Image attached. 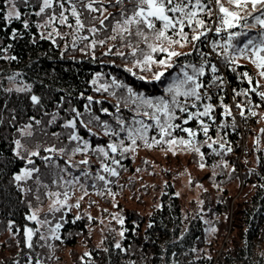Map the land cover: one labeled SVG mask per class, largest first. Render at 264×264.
Returning a JSON list of instances; mask_svg holds the SVG:
<instances>
[{
  "label": "trees",
  "instance_id": "obj_1",
  "mask_svg": "<svg viewBox=\"0 0 264 264\" xmlns=\"http://www.w3.org/2000/svg\"><path fill=\"white\" fill-rule=\"evenodd\" d=\"M37 2L30 0L29 5H22L17 0L23 19L29 21L28 29L21 21L8 24L0 19V264H264V142L259 136L260 129L254 125L256 116L250 114L253 107L262 105L258 93L264 91V77L258 75L260 69L252 63L250 53L246 56L235 53L236 62L228 63L224 56L218 55L220 47L215 51L211 48L212 42L223 44L227 34L214 31L196 42V49L191 43L181 47L165 40L164 47L190 55L173 57L170 61L173 67L165 70L160 80H154V73L164 69L157 63L150 66L137 63L149 55L155 61L166 56L151 52L148 45L161 43L151 30H146L147 42L138 37L112 40L109 37L115 33L111 28L118 17H110L105 26H99L97 20L101 30L92 33L88 30L92 26L90 17H102L100 13L87 11L81 16L86 27L79 33L75 31L74 18L67 12L72 28L58 22L48 27H36L48 18L41 19L33 14L38 10ZM77 7L79 10L78 0ZM104 7V15L119 11V7L109 5L108 0H104ZM225 7L234 10L226 2ZM8 10L6 0H0V14L6 15ZM239 11L243 16L251 11V7ZM203 18L209 27L217 26L212 22L213 18ZM160 27L162 25L157 22V28ZM13 30L19 32L16 38L12 37ZM231 31L248 32V36L234 41L242 47L248 38L257 37L261 29L252 17H247ZM49 32H52L51 38H48ZM185 32L189 37L193 34L187 26ZM167 35L179 39L171 29ZM100 40L105 43L99 44ZM93 41L95 48L91 47ZM133 49H136L135 54ZM228 54H232L231 49ZM13 56L16 59H11ZM204 59L218 68L213 74L205 65L206 75L200 79L205 90L211 86L216 91L206 94L211 96L210 100L205 97L197 102L200 110L204 103L215 102L214 119L203 118L210 125L208 135L211 139L200 131L198 120L184 124L185 113L177 112L178 119L173 123L181 124V129L172 131V136L177 139L189 138L182 131L183 127L196 131L195 146L203 149V158L183 145H173L171 151L166 143L148 148L139 138L135 151L122 152L120 141H124L123 147L131 145V141L121 127H139L134 119L155 124L150 118L153 110L131 96L127 89L131 88L145 98L155 100L164 96L170 100L165 89L178 76L182 78L181 66L194 64L199 67ZM186 70L191 74V68ZM213 76L221 77L223 85L212 84ZM9 77H15V81ZM248 77H251V83ZM225 83L232 90L229 101L225 97ZM25 85L31 86V92L6 91ZM253 87L257 89L255 93L250 91ZM218 93L220 96L216 98ZM31 95L39 96L40 104L34 105ZM224 105L231 109L230 116L225 114ZM237 105L243 107L244 116L240 115L241 108ZM189 110L196 111L190 104ZM145 111L149 116L143 115ZM246 114L255 121L247 124L250 140L241 147L239 123L240 120L244 122ZM121 119L125 121L122 126L118 123ZM69 120H75V128L65 127ZM73 132L81 140L70 141L68 137ZM114 132H119V136L113 135ZM153 137L160 139L156 127L147 132L149 143ZM16 140L23 145L18 150L19 157ZM205 140L217 143L209 148ZM85 142L87 151L74 152L76 147H85ZM108 143L117 144L116 153L107 149ZM221 143L225 144L224 149L219 147ZM97 147H105L109 157L98 155L94 151ZM228 147L232 148L231 152L227 151ZM49 148L56 150L46 151ZM61 148L65 149L63 153L59 151ZM32 152H39V155L32 156ZM45 157L49 159L45 160ZM113 157L120 161L119 165L111 163ZM84 159L89 161L87 165L79 163ZM102 160L115 167L119 175L103 172ZM225 162L227 167H224ZM201 163L204 168L200 167ZM212 163V169L206 168ZM188 165L196 169L190 187L202 185L197 195L198 207L195 209V205L194 211L183 208L182 198L175 191V183L184 176L189 177ZM22 168L38 171L17 182L14 176L21 173ZM83 173L90 175L85 177ZM97 175H104L109 183L105 185L95 179ZM85 190L87 195H84ZM64 192L68 193V199L83 196L80 199L82 207L74 209L70 201L56 203L64 200ZM57 193L59 195H54ZM148 194L155 203L148 211L141 213L128 207L130 199L143 201ZM33 213L37 220L28 219ZM119 218H123V225L118 223ZM102 219L112 227L102 231L98 243L92 226H99ZM57 224L61 225L58 229ZM27 228L34 231L31 248L27 246ZM209 228L216 231L209 232ZM114 229L125 230V236L121 238ZM116 242L127 251L116 249Z\"/></svg>",
  "mask_w": 264,
  "mask_h": 264
},
{
  "label": "snow or ice",
  "instance_id": "obj_2",
  "mask_svg": "<svg viewBox=\"0 0 264 264\" xmlns=\"http://www.w3.org/2000/svg\"><path fill=\"white\" fill-rule=\"evenodd\" d=\"M22 5H29L30 0H19ZM225 2L229 5L233 6L234 10H230L228 7H225ZM6 3L9 5V10L6 15L0 14V19H3L8 24H11L14 20L21 21L23 27L28 29L30 27L29 21L23 19L22 12L17 8V0H6ZM79 10L77 7V0H38L37 9L33 12L36 17H40L41 19L44 16H47V20L44 21L43 24H37L36 27H48L49 25H53L55 23H59V25H64L69 28H72L73 25L69 23V15L74 18L75 22V31L77 33L80 32L81 29L86 27V23L81 19V16L84 11L88 13H100L102 18L97 16H91L90 22L92 26L88 29L92 33H96L101 30L100 27L97 26L96 21L98 20L99 26H105V22L111 18H115V24L111 28V31L115 33L109 37L112 40H116L118 37L121 39L125 38H133L138 37L142 39L144 42H147L148 36L146 35V30H151L157 41L161 43L159 45H148L151 49V52H160L165 53L166 56L158 61L153 60L152 56H146L144 61H137L138 64L145 63L149 66L152 63H157L162 69L161 71H157L152 76L154 80H160L161 77L165 75V70L168 68H172L173 64L170 62L173 57L186 56L190 55V53H182L172 50L170 47H164L163 41L167 40L168 43L180 45L181 47L184 44L191 43L193 48L196 49V42L201 41L202 37H205L208 32H215L217 34L226 33V39L223 44L219 42H212L211 48L213 51L220 47L221 51L218 55L224 56L228 63H235L236 56L235 53H239L240 55H248L251 53L252 63L255 64L257 69H260L258 75L260 77H264V0H108L109 5L119 7V11L117 13H109L108 15H104L106 11L104 7V0H78ZM66 4L69 6L66 8ZM121 5H125L124 7H120ZM215 6V9L213 8ZM251 7L250 12H246V15L240 14V9L246 10L248 7ZM258 13V14H256ZM211 17L212 22L217 25L214 27H209L208 22L203 17ZM247 17H252L256 24L259 25L261 31L258 33L257 37H251L243 43L242 47H238L234 41H237L241 36H248V32H234L231 29L237 27L240 21H246ZM157 22H159L162 27L157 28ZM189 27L192 29L193 34L189 37V34L185 32V27ZM256 27V25H253ZM171 29L173 32L179 36V39H171L168 37L167 32ZM57 35H59V31L57 29H53ZM19 35L17 30L12 31V37L16 38ZM52 32L48 33V38H51ZM87 39V37H84ZM55 42V41H53ZM105 43L104 40H100L99 44L103 45ZM91 47H96V42L93 41ZM229 49H231L232 54L229 55ZM198 50V49H197ZM111 51V50H110ZM136 49H133V54H135ZM118 55H123V53H118ZM205 55V54H202ZM11 59H16L15 56L11 57ZM205 65H208V68L211 73L215 74L218 72V68L216 64H210L207 59H204L200 66L197 67L194 64L181 66L180 72L182 73V78L177 77L174 79L165 89V91L170 94L171 99H167L164 96H160L159 98L153 100L151 98L142 97L141 94H137L131 88H128L127 91L131 96L136 97V100H140L141 103L146 106L148 109H152L150 118L155 122V124H146L142 120H135L134 122L139 125L136 128H123L121 127V131H127L128 139L131 141V145L127 147H123L124 141H120L121 151H135V147L137 145V138L144 141L146 147L151 148L154 145L166 143L168 144L169 150L171 151V146L173 145H183L187 149L200 153L201 158H203L204 153L200 151V147L195 146V140L197 136V132L192 128L183 127L182 131L187 133L188 139L180 137L179 139L172 136V131L175 129H181V124L173 123L174 120L178 119L177 112L185 113L187 119H184V124H187L189 121L198 120L200 125V131L203 133L205 137L211 139L209 137V128L210 125L203 118H208L209 120H213V111L214 105L212 103H204L202 105V110L198 107V103L205 99H211L210 95L206 96L205 84L200 79L206 75ZM187 68H191L192 72L186 70ZM235 71V69H233ZM245 77L248 76L247 73L243 74ZM141 79H145L141 77ZM9 80L15 81V77H9ZM249 83H251V77H248ZM224 83L223 79L219 76H213L212 84L217 87L222 86ZM16 91L19 93H29L31 92V86L25 85L22 87H16L15 89H7L6 91ZM205 90V91H202ZM256 88L253 87L250 89L251 92L255 93ZM259 96L261 100H264V91H260ZM239 95V93H237ZM247 95V92H245ZM183 98V99H181ZM30 99L34 105L40 104V97L37 95H31ZM89 100L92 98L89 97ZM136 100L133 103H136ZM189 104L192 109H196V111L189 110ZM258 106V105H257ZM238 108H241L240 115L244 116V110L241 105H237ZM104 111H107L106 109ZM224 111L226 115H231V109L224 105ZM252 116H256L257 113L252 111L250 113ZM79 115V113H77ZM144 116H149V112L145 111L143 113ZM54 119V118H53ZM99 120V117L95 118ZM39 124V121H36ZM119 125H124V120H118ZM76 122L75 120H69L65 127L75 128ZM30 127V126H29ZM87 127V125H85ZM107 127V125H105ZM156 127L159 130L160 139L152 138V142L149 143L147 139V132L150 128ZM91 131V129H88ZM261 131H264L262 129ZM108 132L105 133L107 135ZM113 135L119 136V132L112 133ZM28 135H31L29 132ZM165 137H171L170 139H165ZM68 139L70 141H79L81 137L73 132ZM16 155L19 157L20 152L18 151L23 147L20 140H16ZM207 144V147L212 148V145L217 143V141L213 140L212 143H208L207 140L204 142ZM107 149H110L111 152L116 153L118 150V146L116 143H108ZM221 149L225 148V144L221 143L219 145ZM88 145L85 142V147H76L74 152H83L87 151ZM55 148L46 149V151L52 152L55 151ZM61 153L65 151V149H59ZM98 155L102 157H109V152L105 149V147H97L94 149ZM215 151V149H213ZM228 152L232 151L231 147L227 148ZM175 154V153H173ZM32 156L39 155V152H32ZM48 157H45V160H48ZM30 164L33 161H28ZM70 163V162H69ZM80 164L87 165L89 161L87 159L79 161ZM111 163L113 165H119L120 161L111 158ZM201 168H204V163L200 164ZM224 167H227V163H224ZM101 168L103 172L110 174L111 176H118L115 167H110L107 163L101 161ZM33 171H38V169H22L20 174H16L14 176V180L19 182L31 177ZM139 171V169H137ZM85 177H88L90 173H83ZM95 179L99 181H103L105 185L109 183V181L105 178L104 175H97ZM79 181V177L76 178V182ZM69 183H72L70 181ZM19 186V185H18ZM83 188V185H81ZM103 195L104 193H99ZM109 194L110 190H109ZM54 195H59L54 194ZM84 195H87V191H84ZM179 195V193H177ZM64 200H57L56 203L64 204L67 203L68 193H63ZM80 199H83L81 196ZM202 203V202H201ZM79 201H77L75 207H79ZM91 218V217H89ZM117 219L116 216L113 217ZM30 220H37V216L35 213L28 217ZM77 219H80L78 216ZM39 222V221H38ZM118 223L123 225V218L118 219ZM61 225L57 224L56 228L58 229ZM149 227H152L149 224ZM38 231V230H37ZM209 232H215V228H209ZM26 233V241L27 246L29 248L32 247V236L34 235V231L32 228H27L25 230ZM55 230H53V234ZM119 236L123 238L125 236V230L119 232ZM58 238V237H57ZM116 249H120L121 251H127V249H123L120 242H116ZM107 251V249H105ZM196 251V249H193ZM85 255H89V253H85ZM211 259V257H208ZM134 264V262H133Z\"/></svg>",
  "mask_w": 264,
  "mask_h": 264
},
{
  "label": "rangeland",
  "instance_id": "obj_3",
  "mask_svg": "<svg viewBox=\"0 0 264 264\" xmlns=\"http://www.w3.org/2000/svg\"><path fill=\"white\" fill-rule=\"evenodd\" d=\"M251 58V56H249ZM232 90H227L226 91V94H225V97L229 100H232V93H231ZM217 98V97H216ZM264 101V100H263ZM215 102L212 101V104H214ZM229 105V103H228ZM252 111H255L257 113L256 115V122H255V127L257 129H260V138H261V141L264 142L262 140V136L264 137V131H261L262 129H264V102L261 104H258V106L256 107H253L252 110L250 111V113ZM247 115V114H246ZM234 119L239 121L236 116L234 115ZM251 121H255L254 119L252 120L249 115H247V118L245 117L244 118V122L243 120H240L241 124L239 123V128L241 129V139H242V145L246 144L249 142L250 140V134L247 132L249 131V128L247 127V124L248 123H252ZM244 123V124H243ZM241 145V147H242ZM200 151L203 153V149ZM245 153V152H244ZM210 167L211 169L214 167L213 166V163L211 165H207L206 168ZM22 169H27V168H22ZM21 169V170H22ZM187 169V173H190L189 177H182L180 178V181L176 182L175 183V191L176 193H179L180 197L182 198V206L183 208L185 209H188L189 211L191 210H195L198 206L196 205L197 202H199V197L197 196L198 195V191H199V188L202 186H193V187H190V183L192 182V177L196 174V169L193 168L191 165H188L186 167ZM209 169V168H208ZM20 174V173H19ZM142 199H144L143 201H140V200H132L130 199L129 202H128V207H134L136 210L140 211L141 213H144L146 211H148L151 207H153V205L155 204L153 202V198L151 197V194H148V195H145ZM67 201H70L71 204L73 205L74 209H76L75 205L77 203V201H79V205L82 207V201L80 200V196H72L71 198L67 199ZM126 205V207H127ZM196 205V207H195ZM195 207V209H194ZM93 214L96 215L95 212H92ZM90 213H87L86 212V215L88 217H91L89 216ZM106 219H102L100 221V224H98L99 226H92V228L94 229V237H95V242H98L99 238H101L102 234H103V230L106 228V227H112L111 224H107L106 223ZM115 230V229H114ZM229 230V228L227 229ZM116 231V230H115ZM121 231V229L119 231H116L117 234H119V232ZM99 243V242H98Z\"/></svg>",
  "mask_w": 264,
  "mask_h": 264
},
{
  "label": "built area",
  "instance_id": "obj_4",
  "mask_svg": "<svg viewBox=\"0 0 264 264\" xmlns=\"http://www.w3.org/2000/svg\"><path fill=\"white\" fill-rule=\"evenodd\" d=\"M220 39H223V37L221 36L220 37ZM250 56H251V53H250ZM225 87L227 88V90H230V85H228L227 83H225ZM212 91H216V89L215 88H212L211 86H208L207 88H206V94H208V93H210V92H212ZM212 94V93H211ZM220 96V94L218 93V94H216V97H219ZM264 101H262V103H263ZM241 129H242V127H241ZM262 140L264 141V137L262 136ZM242 147H243V145H242Z\"/></svg>",
  "mask_w": 264,
  "mask_h": 264
}]
</instances>
